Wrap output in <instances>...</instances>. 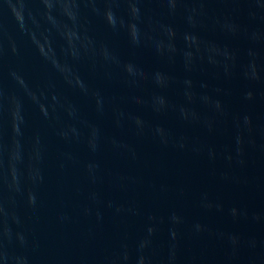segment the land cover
<instances>
[{
    "label": "water",
    "instance_id": "water-1",
    "mask_svg": "<svg viewBox=\"0 0 264 264\" xmlns=\"http://www.w3.org/2000/svg\"><path fill=\"white\" fill-rule=\"evenodd\" d=\"M33 264H264V129L123 205Z\"/></svg>",
    "mask_w": 264,
    "mask_h": 264
}]
</instances>
